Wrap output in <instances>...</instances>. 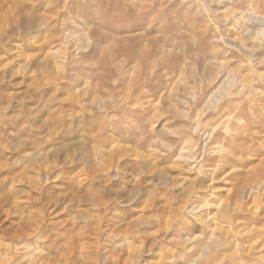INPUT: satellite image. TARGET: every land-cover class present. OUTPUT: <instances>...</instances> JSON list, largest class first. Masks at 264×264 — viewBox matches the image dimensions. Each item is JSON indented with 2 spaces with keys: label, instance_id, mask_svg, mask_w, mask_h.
I'll return each instance as SVG.
<instances>
[{
  "label": "rangeland",
  "instance_id": "1",
  "mask_svg": "<svg viewBox=\"0 0 264 264\" xmlns=\"http://www.w3.org/2000/svg\"><path fill=\"white\" fill-rule=\"evenodd\" d=\"M0 244L264 264V0H0Z\"/></svg>",
  "mask_w": 264,
  "mask_h": 264
},
{
  "label": "bare ground",
  "instance_id": "2",
  "mask_svg": "<svg viewBox=\"0 0 264 264\" xmlns=\"http://www.w3.org/2000/svg\"><path fill=\"white\" fill-rule=\"evenodd\" d=\"M230 119V118H229ZM239 120V119H238ZM227 133H228V131H227ZM226 133V134H227ZM234 135V134H233ZM232 135V136H233ZM233 138V137H232ZM231 137L229 138V139H232ZM233 140V139H232ZM203 203H202V205L204 206V207H206V208H208L209 207V202L207 201V200H201ZM196 206V205H195ZM195 209H197L196 207H192V209H191V211L192 210H195ZM207 216H209V214H207ZM210 219L212 220V221H216V218L215 217H210ZM207 222V221H206ZM215 229V228H214ZM29 238V237H28ZM37 238V237H36ZM28 243V242H27ZM0 245H2V244H0ZM22 248V247H21ZM20 247H17V246H15V245H9V244H7V245H5L4 246V248H3V250L4 251H8L9 253H13V254H16L17 255V252L21 249ZM24 248H28V245L25 247L24 246ZM23 249V248H22ZM29 249V248H28ZM28 249H26L27 251H28ZM8 252H5L6 254L8 253ZM36 253L38 254V252L36 251H29L28 252V255H30L31 257H36L35 259L33 258V259H31V261L29 262V263H27V264H45V262L47 261V258L43 255V254H38V255H36ZM20 254V253H19ZM26 254V253H25ZM24 254V255H25ZM114 257V256H113ZM0 258H2L1 256H0ZM17 258V257H16ZM126 258L128 259L129 258V260L130 259H133L134 261H136V260H139V258L138 257H136V255L134 254V252L132 253V252H130V251H127V255H126ZM29 261V260H28ZM138 263H140V261H137Z\"/></svg>",
  "mask_w": 264,
  "mask_h": 264
}]
</instances>
